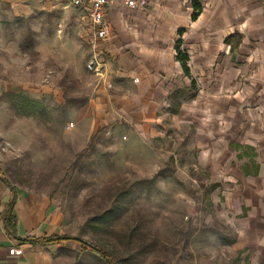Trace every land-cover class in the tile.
<instances>
[{
    "label": "rangeland",
    "instance_id": "obj_1",
    "mask_svg": "<svg viewBox=\"0 0 264 264\" xmlns=\"http://www.w3.org/2000/svg\"><path fill=\"white\" fill-rule=\"evenodd\" d=\"M90 27L87 8L62 0L0 3L6 179L47 199L62 232L115 264H264V252L249 250L244 206L208 189L214 175L198 163L199 121L179 113L182 88L148 127L107 120L86 67ZM197 91L190 82L183 99Z\"/></svg>",
    "mask_w": 264,
    "mask_h": 264
},
{
    "label": "crops",
    "instance_id": "obj_2",
    "mask_svg": "<svg viewBox=\"0 0 264 264\" xmlns=\"http://www.w3.org/2000/svg\"><path fill=\"white\" fill-rule=\"evenodd\" d=\"M134 1L105 8L108 31L96 43L105 65L101 74L91 73L107 101L101 107H110L107 120L131 130L148 127L174 91L182 88L184 98L190 82L197 83L196 97L182 98L179 113L200 123L198 163L225 190L226 205L238 204L239 211L244 206L249 250L264 252V0H195V19L194 0ZM88 41L91 53L90 36ZM176 45L188 57L189 75L176 58ZM246 152L254 153L256 175L242 169ZM1 162L0 154V264H103L79 241L42 242L74 235L62 232L47 199L8 181Z\"/></svg>",
    "mask_w": 264,
    "mask_h": 264
},
{
    "label": "trees",
    "instance_id": "obj_3",
    "mask_svg": "<svg viewBox=\"0 0 264 264\" xmlns=\"http://www.w3.org/2000/svg\"><path fill=\"white\" fill-rule=\"evenodd\" d=\"M192 6H193L195 11L192 13L191 18L195 19L197 14H198L200 6L197 3V1H195V0L192 2ZM176 52H177L176 58L180 61L184 74L189 75V69L187 66V60H188L187 55L179 49L178 45H176ZM33 105H34V107L39 106L38 102H34ZM234 147L238 148L239 146L237 144H235ZM245 149H251V148L246 146ZM243 155L249 156L248 164H244L242 166L244 173L246 175H256L258 165L253 160L254 153L253 152H250V153L246 152ZM237 157L241 158L242 154H237ZM218 186H219L218 183H211L210 186L208 187V189L213 190V189H216ZM12 220H13L12 204H10L7 207L6 214H5V223H6L7 227L9 226V223L12 222ZM59 239H72V240L79 241L82 244V246H84L85 249L89 250L91 253H93L94 255L99 257L100 260H102L103 264H115V262L111 259L110 254L106 250H104L99 245H97V244H95L89 240H86L84 238H81L80 236H77V235H74V236H72V235L56 236V237L44 239V240H42V242L49 243L52 241H57ZM32 241H37V240H32ZM230 242H234V240H231ZM239 253L240 252H237V254H239ZM230 264H240L239 258L234 259V261L231 262ZM245 264H249V261L246 260Z\"/></svg>",
    "mask_w": 264,
    "mask_h": 264
},
{
    "label": "built area",
    "instance_id": "obj_4",
    "mask_svg": "<svg viewBox=\"0 0 264 264\" xmlns=\"http://www.w3.org/2000/svg\"><path fill=\"white\" fill-rule=\"evenodd\" d=\"M118 1H124L128 5H133L134 0H68V3L76 7H84L88 10L89 24H90V42L91 53L89 60L86 63V67L90 72H96L101 74V71L105 65L100 60L99 52L96 48L98 40L104 38L107 34V25L104 20L105 8L108 5L115 4ZM125 138V137H123Z\"/></svg>",
    "mask_w": 264,
    "mask_h": 264
}]
</instances>
